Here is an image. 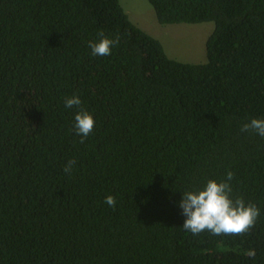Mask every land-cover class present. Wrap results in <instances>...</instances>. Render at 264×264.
<instances>
[{"label":"trees","instance_id":"trees-1","mask_svg":"<svg viewBox=\"0 0 264 264\" xmlns=\"http://www.w3.org/2000/svg\"><path fill=\"white\" fill-rule=\"evenodd\" d=\"M147 1L213 22L206 61L169 57L119 0H0V264H264V137L241 131L264 119V0ZM101 31L120 42L93 56ZM228 171L254 226L185 230L182 193Z\"/></svg>","mask_w":264,"mask_h":264},{"label":"clouds","instance_id":"clouds-1","mask_svg":"<svg viewBox=\"0 0 264 264\" xmlns=\"http://www.w3.org/2000/svg\"><path fill=\"white\" fill-rule=\"evenodd\" d=\"M99 39L89 42V48L93 56L111 55L114 45L119 44V36L109 38L101 31ZM82 101L76 95L67 97L64 100L66 108L79 109L74 116V129L81 137L80 143L92 132L95 121L93 116L86 110L80 109ZM241 131H252L260 137H264V119L253 118L250 122L242 125ZM75 160H69L64 166V172L71 174ZM234 173L228 171L226 179L217 182L209 179L202 189L185 191L179 201L181 215L184 217L182 227L193 235L208 231L212 235H243L251 229L260 210L255 204H245L242 198H232L231 181ZM109 207L115 208L116 200L113 196L105 197L104 201ZM249 257L255 256V250L249 249L246 252Z\"/></svg>","mask_w":264,"mask_h":264},{"label":"rangeland","instance_id":"rangeland-1","mask_svg":"<svg viewBox=\"0 0 264 264\" xmlns=\"http://www.w3.org/2000/svg\"><path fill=\"white\" fill-rule=\"evenodd\" d=\"M119 1L129 19L156 37L169 57L197 64L206 61L205 40L213 30L212 21L161 24L147 0Z\"/></svg>","mask_w":264,"mask_h":264}]
</instances>
